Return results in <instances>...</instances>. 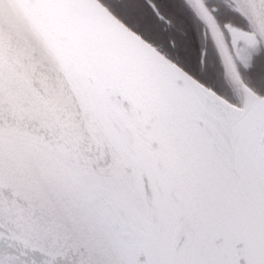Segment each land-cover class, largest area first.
Wrapping results in <instances>:
<instances>
[{
	"label": "snow or ice",
	"instance_id": "snow-or-ice-1",
	"mask_svg": "<svg viewBox=\"0 0 264 264\" xmlns=\"http://www.w3.org/2000/svg\"><path fill=\"white\" fill-rule=\"evenodd\" d=\"M0 264H264V0H0Z\"/></svg>",
	"mask_w": 264,
	"mask_h": 264
},
{
	"label": "water",
	"instance_id": "water-1",
	"mask_svg": "<svg viewBox=\"0 0 264 264\" xmlns=\"http://www.w3.org/2000/svg\"><path fill=\"white\" fill-rule=\"evenodd\" d=\"M9 16L12 18V20L14 22H16L18 24H21L22 23L21 18L19 16V13L15 9H13V10L10 11Z\"/></svg>",
	"mask_w": 264,
	"mask_h": 264
}]
</instances>
